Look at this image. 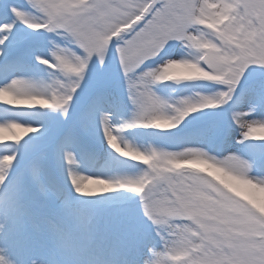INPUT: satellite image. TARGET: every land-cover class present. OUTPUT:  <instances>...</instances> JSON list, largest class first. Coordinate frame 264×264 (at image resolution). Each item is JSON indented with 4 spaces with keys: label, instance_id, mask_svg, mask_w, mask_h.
Returning <instances> with one entry per match:
<instances>
[{
    "label": "snow or ice",
    "instance_id": "6c2138e0",
    "mask_svg": "<svg viewBox=\"0 0 264 264\" xmlns=\"http://www.w3.org/2000/svg\"><path fill=\"white\" fill-rule=\"evenodd\" d=\"M25 4L9 5L10 18L0 20V43L17 22L33 30L68 34L73 47L53 52L54 62L37 59L70 79L58 82V90L50 93L25 78L11 79L0 86L2 104L66 112L89 59L95 54L103 64L113 38L120 40L117 59L135 106L122 127L174 128L197 109L223 104L246 73L264 74V0H25ZM193 24L212 38L191 33ZM181 38L200 50L196 60L169 59L136 78L130 75L168 40ZM196 79L227 87L214 96L168 105L148 86L149 81ZM107 119L105 114L101 121L107 144L120 156L145 165L144 171L116 179L70 172L71 183L76 193L88 197L119 189L138 194L145 223L173 218L169 237L161 238L163 250L134 240L131 249L137 261L127 258L123 239L102 247L91 217L82 213L74 217L58 190L40 185L37 202L22 176L11 177L6 171L16 159L11 153L0 155V264H264V210L257 207L259 193L254 191L264 190V181L249 177L247 161L233 155L219 160L197 149L141 150L122 143ZM241 127L243 138L264 141V120H246ZM0 131V145L7 150L24 139L22 133L38 129L9 120L0 123ZM66 159L72 162L71 153ZM184 168L193 172L185 174ZM123 227L127 235V225Z\"/></svg>",
    "mask_w": 264,
    "mask_h": 264
},
{
    "label": "rangeland",
    "instance_id": "374dc122",
    "mask_svg": "<svg viewBox=\"0 0 264 264\" xmlns=\"http://www.w3.org/2000/svg\"><path fill=\"white\" fill-rule=\"evenodd\" d=\"M9 5L27 7L25 0H0V20L10 18ZM29 14L33 15L31 12ZM189 31L210 39L208 31L200 25H191ZM70 41L71 37L66 33L57 30H33L24 23L17 22L8 39L4 40L5 45L0 43V49L6 53V57L0 61V74H4L5 66H13L17 69L15 72L25 73L32 82L46 86L49 93L53 89L58 90V82L67 83L70 77L57 68L41 63L37 57L54 62L51 54L73 47ZM119 42V38H113V41L110 42L103 64L95 54L89 59L66 112L61 109L44 108L36 114L37 119H41L40 122L43 124L47 122L51 125L50 133L37 138H24L18 145H12L7 150L4 145H1L0 155L16 154L11 168L23 164L24 169H18L12 174L11 168L6 171L13 179L23 177L34 200L39 202L38 187L40 185L45 189L47 187L55 188L59 191L61 199L68 200L73 210L77 208V215L82 213L87 216L94 211L91 223L96 228L97 240L101 242L102 247L106 248L123 239L125 246L129 249L127 258L138 261L139 257L135 250L131 249L132 242L146 240L153 244L156 250L162 251L164 244L161 238L169 237L174 226L173 218H170L167 223H145V218L139 210V196L134 198V202L131 200L130 203H127L126 201L123 205H116L115 202L96 203L95 210H90L89 203L81 204L69 193L61 190L62 182L58 171L62 164L55 161L59 143L61 141L69 142L71 146L67 148L68 153H71L73 157L74 150H78L81 155L89 158L92 167H97L102 162L105 163L107 158L117 155L107 144L103 133L101 121L103 114L107 113V121L111 119L112 125L119 126L117 135L122 143H131L137 148L141 144H147L148 149L155 148L176 153L195 147L206 155L219 160L233 155L248 162L247 174L250 178L264 181V157L259 158L264 152V141L243 138L241 127V124L246 120H264V74L246 73L223 104L212 108L197 109L185 116L174 128L156 129L139 125L122 127L125 121L132 118L135 106L129 97L128 78L117 59L116 45ZM75 50L80 52L79 48ZM197 52V49L187 39H170L157 55L145 60L130 75L136 78L149 70L157 69L169 59L196 60ZM15 72L10 73L14 75ZM11 74L4 76V79L6 77L11 80L13 78ZM259 75L262 76L259 77ZM71 79H75V77H71ZM145 79L147 80V78ZM148 86L168 105H177L183 99L196 101L203 95L214 96L227 87L219 81L202 79L149 81ZM243 97V104L236 106ZM18 110L31 112V110L23 111L20 108L13 111ZM165 111L172 114L171 108H167ZM236 114H240L236 117L240 123L234 120ZM5 116L6 114L0 106V123L6 120ZM46 146H49L47 150L44 149ZM35 147L39 149L37 156L30 159V152ZM108 150L111 152L108 153ZM28 160L33 164H29ZM255 160L257 162L260 160L258 169L252 168V162ZM114 161L110 160L112 163ZM139 165L140 170L144 171L146 166L141 163ZM34 169L41 172L43 169L48 171V174H45V185L39 183L37 175L33 173ZM182 171L185 174H191L193 169L184 168ZM254 191L259 193L257 207L264 210V190L261 189L259 192L255 189ZM123 225H127V235H125ZM164 259L170 258L165 256Z\"/></svg>",
    "mask_w": 264,
    "mask_h": 264
},
{
    "label": "bare ground",
    "instance_id": "6f19581e",
    "mask_svg": "<svg viewBox=\"0 0 264 264\" xmlns=\"http://www.w3.org/2000/svg\"><path fill=\"white\" fill-rule=\"evenodd\" d=\"M29 15H32V14H29ZM3 45H5V44L3 43ZM65 50H67V49H65ZM5 57H6V53H3L2 49H0V61L2 59H4ZM16 70L17 69H15V67H13V66H11V67H9L8 65L5 66L4 74H0V86H3L5 84L9 83L11 80H8L6 77L4 79V76H9V74H11L10 72H15ZM11 75L13 76V78H11V79L25 78L27 80H30V78H28L29 76L27 74H25V73L23 74L20 71L15 72L14 75L12 73ZM32 83H34L40 90L48 92L46 86H44V85L40 86L36 82H32ZM240 101L236 104V106H240V104H243L244 97ZM0 106L3 109V112L6 114V116H5L6 120L5 121L14 120V121H17L20 123L31 125V126L36 127L38 129V131H36L34 133H30V134L22 133L21 138H28V137L37 138V137H40L42 135H46V134L50 133L47 126L45 124H43L42 122H40L41 119H37V117H36V114H38L43 108L36 106L35 108H39V110L36 113H30V112H22L19 110L18 111H13V110H15L17 108H23L20 110H26V109H32L33 107H31V108H29L27 106L14 107V106H9V105L2 104V103H0ZM105 114H107V113H105ZM105 114H103V115H105ZM107 123H108L109 127L113 128V130L116 132V134L119 132V126H117L116 124L112 125L111 119H109L107 121ZM13 131H19V130L14 129ZM5 134L7 135V133H5ZM2 135H3V132L0 131V136H2ZM26 135H28V136H26ZM24 136H26V137H24ZM58 146H59V148H58V153L55 155V161H57V162L59 161V163L62 164L61 167H59V171H58L61 182H62L61 190L63 192L69 193L74 199H76L81 204L86 205L89 203L91 206L95 207L96 203L99 204L102 202L107 203V202L119 201L118 199L120 197L122 198L123 196L125 197L126 195L133 194V193L128 192L127 190H124V189H119V190H116L114 192H108V193H100V194H96L95 196H90V197L83 196L81 194L76 193L74 185H72V183H71V177L69 175L70 172L73 174H78V175L79 174L95 175V176H102V177L108 178V179H116V178H120V177H124V176H136L139 173L138 172L139 169L135 165V163H132L133 161H125V164H123L120 160H115L114 163L107 160L105 163L102 162L97 167H94V166L92 167V165H91L92 163L90 162L89 158L84 156V155H81L78 150H74V156L72 157V162L69 163L66 159V153H68L67 148L69 146H71V144L67 141H61ZM48 148H49V146H46L44 149L47 150ZM138 148L141 150H147L148 146H147V144H143V145L141 144L140 147H138ZM71 149H74V148H71ZM188 149H197V150L201 151L199 148H195V147H190ZM38 150L39 149L37 147H35V149L30 152V159L36 158ZM72 152H73V150H72ZM118 159H121V157H118ZM29 160H28V163L33 164ZM22 166H23V164H22ZM22 166L18 165L16 167L11 168V171H12L11 174L13 172H17L18 169H22L23 168ZM127 168H131V169L128 170ZM47 172L48 171L46 169H43L42 172L38 171L36 169H34V171H33V173L35 175H37L39 183L43 184V185H45V182H44L46 180L45 174H48ZM47 189H48V187H47ZM257 190L259 192H261V189H257ZM73 211H74V216L77 215V208H75Z\"/></svg>",
    "mask_w": 264,
    "mask_h": 264
}]
</instances>
